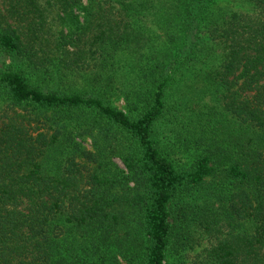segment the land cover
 I'll return each mask as SVG.
<instances>
[{"label": "trees", "instance_id": "1", "mask_svg": "<svg viewBox=\"0 0 264 264\" xmlns=\"http://www.w3.org/2000/svg\"><path fill=\"white\" fill-rule=\"evenodd\" d=\"M237 1L0 0V264H181L194 233L264 264V0ZM195 76L183 164L161 119Z\"/></svg>", "mask_w": 264, "mask_h": 264}, {"label": "rangeland", "instance_id": "2", "mask_svg": "<svg viewBox=\"0 0 264 264\" xmlns=\"http://www.w3.org/2000/svg\"><path fill=\"white\" fill-rule=\"evenodd\" d=\"M218 2L220 6H226L228 4L232 8L241 6L243 9H246L248 7V5L240 3L237 0H218ZM143 23L147 25L149 32L156 33V28L152 21L147 19L145 22L143 21ZM56 27L60 28V24L57 23ZM150 45L153 47L155 45V41L150 42ZM3 59L4 57L0 56V64ZM6 61L9 62V58H6ZM27 70L29 71V68ZM36 74L38 73L30 75L33 79H36V81H39L40 83H46L45 80L48 81V83H46L48 86L55 83L53 79H45V75L41 78H36ZM193 81L196 84L199 82L197 76H195L193 80L185 79L184 81H180L175 84L169 102V104H171L169 107L171 112L161 119L162 124L160 127V137L164 144L168 147L171 156L175 161H179L183 164L190 162L197 151L194 143H192L193 133L195 130L191 129L194 123L191 118V104H195L197 100H202L201 104L205 101L209 102L208 96H205L202 99L195 97L198 96V90L193 84ZM76 86H79V84ZM180 100H186L187 102L179 104ZM113 103L122 107L124 102L121 98H119L113 99ZM3 105L4 102L0 99V111ZM171 113H173V115H171ZM189 129H191V131H189ZM83 144L89 146L90 139L86 138V140L83 141ZM113 160L122 167L118 158H114ZM192 245L193 246L185 247L182 250L181 264H209L210 262H208L206 252L204 250V248L208 245L207 238H205V236L199 237L196 233H194V242Z\"/></svg>", "mask_w": 264, "mask_h": 264}]
</instances>
